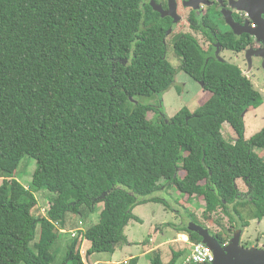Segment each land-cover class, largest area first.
<instances>
[{"label":"trees","instance_id":"trees-1","mask_svg":"<svg viewBox=\"0 0 264 264\" xmlns=\"http://www.w3.org/2000/svg\"><path fill=\"white\" fill-rule=\"evenodd\" d=\"M142 3L0 0V264H54L69 214L88 229L71 240L63 264H85L84 240L89 256L114 253L127 241L126 226L141 221L134 209L163 202L152 195L170 187L187 201L200 198L205 214L221 212L231 222L236 215L241 228L249 222L239 209L249 204L263 220L264 129L246 139L243 116L262 96L237 65L190 35L176 36L178 70L202 82L209 98L171 118L164 108L128 107L131 97L168 91L178 72L166 59L170 25ZM219 41L231 51L245 48L233 37ZM224 124L236 140L225 139ZM25 157L36 161L34 192L14 177ZM35 191L54 194L41 218L33 215ZM99 205L93 224L88 217ZM190 224L199 225L192 220L178 231L203 242ZM223 229L209 231L225 246L233 230ZM184 253L173 252L167 264ZM150 264H165L159 251Z\"/></svg>","mask_w":264,"mask_h":264},{"label":"rangeland","instance_id":"rangeland-1","mask_svg":"<svg viewBox=\"0 0 264 264\" xmlns=\"http://www.w3.org/2000/svg\"><path fill=\"white\" fill-rule=\"evenodd\" d=\"M175 36L176 33L166 36V59L172 67L178 70L181 65V59L174 51L173 40ZM202 46L204 49H207L205 43H202ZM220 58L225 62L237 65L242 73L250 79L254 88L261 93L262 102L258 106L249 107L244 113L245 138L249 139L264 129V65H261L260 58L255 59L252 64H248L247 54L243 52L234 53L232 51L222 50L220 52ZM210 95L209 92L204 90L200 82L195 81L185 72L178 70L175 83L168 91L160 95H137L131 97L128 101V107L132 108L134 105L142 104L156 108H164L167 117L171 118L183 108H188L192 113L195 112ZM155 115V112H151L149 119L155 120ZM226 126L230 127L228 124ZM223 132L226 140H235L230 138V131L224 129ZM233 134L235 133L233 132ZM258 153L264 158V151H259ZM35 169L36 161L30 157H25L22 159L14 177L22 185L30 189ZM2 181L3 178L0 177V185ZM237 186L241 192H248V187L243 180H238ZM30 190L33 191L34 189L31 188ZM34 194L38 204L33 209V215L35 218H41L48 209L50 200L53 199L54 194L36 191ZM152 197L161 198L163 202H149L134 209V214L141 221H131L124 229L126 240H128V237L132 243L130 244L132 248L127 247V241L120 243L116 248L117 254L113 257L115 262L122 263L126 258L130 257V254H133L138 257V264H150V258L158 252L153 248L157 247L165 264L172 259L173 252L177 250L185 251L184 255L177 261V264H186V260L191 254V246L187 243H181L183 240L181 242L177 240L178 233L187 235L183 231H178V227L187 225L192 220L196 221L200 226L208 228L211 233H221L224 231L223 226L225 228H231L233 233L237 229H242L240 242L242 248H264V218L262 221L253 218L255 209L252 204L239 209L243 221L249 222L248 227L241 228L242 220L236 215L235 221L231 222L221 212L215 215L205 214L204 203L192 199L188 202L175 187L158 191ZM102 208L103 206L99 205L96 209L97 212L90 215L88 221H92L93 224L99 222V213ZM80 221H83V223L81 222L80 224ZM92 223L89 224V227L93 225ZM221 224L223 225L222 227L219 226ZM87 229L88 226L85 224V221L83 219L81 220L79 216L73 214L68 215L66 229L52 249L57 252L54 264H63L71 240L77 236L78 231L86 233ZM150 240L153 242H150ZM89 248L90 242L84 240L80 246V253L85 264H107L106 261L112 258L110 253H95L91 257L87 254ZM153 250L154 252H152Z\"/></svg>","mask_w":264,"mask_h":264},{"label":"flooded vegetation","instance_id":"flooded-vegetation-1","mask_svg":"<svg viewBox=\"0 0 264 264\" xmlns=\"http://www.w3.org/2000/svg\"><path fill=\"white\" fill-rule=\"evenodd\" d=\"M146 5L170 25L166 36L190 35L216 58L228 50L219 39L233 37L245 48L232 52L246 53L248 64L260 58L264 65V0H143Z\"/></svg>","mask_w":264,"mask_h":264},{"label":"water","instance_id":"water-1","mask_svg":"<svg viewBox=\"0 0 264 264\" xmlns=\"http://www.w3.org/2000/svg\"><path fill=\"white\" fill-rule=\"evenodd\" d=\"M154 8L161 11L157 7ZM217 59L225 62L220 56H217ZM200 83L203 85L202 82ZM190 229L197 233L203 243L212 249L215 256L213 264H264V248L244 249L241 247L242 229H237L232 233L230 242L225 246L210 233L208 228L190 224Z\"/></svg>","mask_w":264,"mask_h":264},{"label":"built area","instance_id":"built-area-1","mask_svg":"<svg viewBox=\"0 0 264 264\" xmlns=\"http://www.w3.org/2000/svg\"><path fill=\"white\" fill-rule=\"evenodd\" d=\"M188 245L191 246V254L186 260V264H213L215 256L210 247L203 242L191 243L187 241Z\"/></svg>","mask_w":264,"mask_h":264},{"label":"crops","instance_id":"crops-1","mask_svg":"<svg viewBox=\"0 0 264 264\" xmlns=\"http://www.w3.org/2000/svg\"><path fill=\"white\" fill-rule=\"evenodd\" d=\"M227 124H224L223 125V128H222V133H223V135H224V129H227V131H230L229 132V134H230V138L231 139H237V135L236 134H233V130H232V128H230V127H228V126H226ZM235 133V132H234ZM234 141V140H233ZM237 184H238V181H237ZM192 200H196V201H200V202H202L201 201V199L200 198H198V197H193V198H191ZM190 201V200H189ZM188 201V202H189ZM202 203H204V202H202ZM137 208V207H136ZM138 217V216H137ZM139 218V217H138ZM140 219V218H139ZM141 220V219H140ZM130 224V223H129ZM178 228H180V227H178ZM181 236H182V238H181ZM187 237V238H186ZM185 238V239H184ZM127 247H129V248H132V246L130 245V244H132L131 242H130V240H129V238L127 237ZM188 239H189V237H188V235H181V234H179L178 233V237H177V240H179V242H181L182 240H183V242H181V243H187V241H188ZM150 242H153L152 240H150ZM145 244V243H144ZM188 244V243H187ZM153 249H156L155 251L157 252V251H159V249H157V247H155V248H153ZM117 250V249H116ZM178 251V250H177ZM181 251H183V250H181ZM152 252H154V250L152 251ZM160 252V251H159ZM111 254V259H109V260H107L106 261V263L107 264H129L130 263V261H131V259H133V258H135L136 256L135 255H133V254H130V257H128V258H126L122 263L121 262H115L114 260H113V257H115L116 256V251L114 252V253H110ZM91 257H92V255H91ZM138 258V257H137ZM138 264V263H137Z\"/></svg>","mask_w":264,"mask_h":264}]
</instances>
